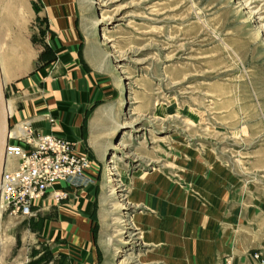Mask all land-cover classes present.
Listing matches in <instances>:
<instances>
[{"label":"rangeland","instance_id":"obj_1","mask_svg":"<svg viewBox=\"0 0 264 264\" xmlns=\"http://www.w3.org/2000/svg\"><path fill=\"white\" fill-rule=\"evenodd\" d=\"M75 1L81 50L106 85L92 108L115 119L92 214L101 261L169 264L148 230L152 202L165 184L190 189L196 170H229L263 218L264 0ZM40 5L0 0V42H41ZM33 216H0L31 236L27 264Z\"/></svg>","mask_w":264,"mask_h":264},{"label":"crops","instance_id":"obj_2","mask_svg":"<svg viewBox=\"0 0 264 264\" xmlns=\"http://www.w3.org/2000/svg\"><path fill=\"white\" fill-rule=\"evenodd\" d=\"M40 2L38 14L47 21L36 28L42 41L33 43L21 36L0 42L9 124L17 128L27 123L36 131L71 141L74 153L87 157L90 165L79 184H64L66 198L57 200L49 192L35 206V228L29 230L34 234L33 258L36 264H106L93 235L92 214L98 195V163L108 145L114 112L105 104L92 108L106 97V85L81 50L76 1ZM44 51L48 57L41 56ZM189 174H194L190 189L177 188L168 195L171 188L165 184L152 202L148 230L168 263L223 264L230 257L233 264H250L253 248L264 259V217L261 209L251 208L257 201L247 199L244 187L227 169ZM0 234V264L32 260L26 251L31 236L27 235L25 244L14 217L0 222Z\"/></svg>","mask_w":264,"mask_h":264},{"label":"built area","instance_id":"obj_3","mask_svg":"<svg viewBox=\"0 0 264 264\" xmlns=\"http://www.w3.org/2000/svg\"><path fill=\"white\" fill-rule=\"evenodd\" d=\"M0 182L2 213L31 216L37 203L49 192L55 199L67 197L65 185L76 186L84 177L90 161L76 155L73 143L50 133H42L29 124L11 128ZM250 264H264L259 251L251 253ZM223 264H233L230 257Z\"/></svg>","mask_w":264,"mask_h":264},{"label":"water","instance_id":"obj_4","mask_svg":"<svg viewBox=\"0 0 264 264\" xmlns=\"http://www.w3.org/2000/svg\"><path fill=\"white\" fill-rule=\"evenodd\" d=\"M9 129H10V124H9L6 93H5V88H4L1 69H0V182L5 167L6 144L8 140Z\"/></svg>","mask_w":264,"mask_h":264},{"label":"bare ground","instance_id":"obj_5","mask_svg":"<svg viewBox=\"0 0 264 264\" xmlns=\"http://www.w3.org/2000/svg\"><path fill=\"white\" fill-rule=\"evenodd\" d=\"M9 131H10V129H9ZM109 162H110V161H109ZM5 165H6V166H9V165H10V159H9V158H6V160H5ZM2 210H3V205L0 204V216H1Z\"/></svg>","mask_w":264,"mask_h":264},{"label":"trees","instance_id":"obj_6","mask_svg":"<svg viewBox=\"0 0 264 264\" xmlns=\"http://www.w3.org/2000/svg\"><path fill=\"white\" fill-rule=\"evenodd\" d=\"M46 54H47L46 51H44L43 54H41V56L42 57H48V56H46Z\"/></svg>","mask_w":264,"mask_h":264}]
</instances>
